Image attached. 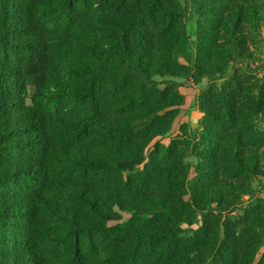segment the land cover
<instances>
[{"label":"trees","instance_id":"obj_1","mask_svg":"<svg viewBox=\"0 0 264 264\" xmlns=\"http://www.w3.org/2000/svg\"><path fill=\"white\" fill-rule=\"evenodd\" d=\"M0 0V264H264V79L179 83L253 57L264 0ZM192 155L195 162L187 161ZM126 215V216H125ZM196 225L195 227H192Z\"/></svg>","mask_w":264,"mask_h":264},{"label":"rangeland","instance_id":"obj_2","mask_svg":"<svg viewBox=\"0 0 264 264\" xmlns=\"http://www.w3.org/2000/svg\"><path fill=\"white\" fill-rule=\"evenodd\" d=\"M181 5L182 12L185 17L187 33L190 35L192 41L195 39V8L193 0H178ZM251 49L253 57L249 60H236L228 64L226 73L223 75H213L204 77L197 84L192 83L187 78H174L179 83V91L183 96V103L178 107V114L175 117L169 131L161 136H156L145 148L147 154L153 146L154 142L167 144L171 139L178 137L181 134L180 128L186 127L187 132L196 133L199 131V122L201 120V113L198 108V95L204 90L208 84H222L234 72L238 70L240 73H245L244 82L250 84L257 78L264 79V20L261 21L259 33L255 43L251 42ZM256 124L264 132V115L259 114L256 118ZM187 161L195 162L192 155L186 156ZM254 191L250 195H244L237 207L231 208L225 215H228L233 221H237L244 208L254 204L258 199H264V176L253 180ZM126 216V215H125ZM193 225L192 227H195ZM264 252V245L259 250L256 259Z\"/></svg>","mask_w":264,"mask_h":264}]
</instances>
